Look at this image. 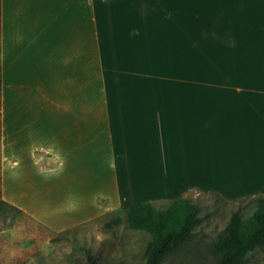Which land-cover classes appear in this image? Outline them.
Segmentation results:
<instances>
[{
    "label": "crops",
    "instance_id": "crops-1",
    "mask_svg": "<svg viewBox=\"0 0 264 264\" xmlns=\"http://www.w3.org/2000/svg\"><path fill=\"white\" fill-rule=\"evenodd\" d=\"M29 155L85 218L263 194L264 0H0V157Z\"/></svg>",
    "mask_w": 264,
    "mask_h": 264
},
{
    "label": "rangeland",
    "instance_id": "rangeland-1",
    "mask_svg": "<svg viewBox=\"0 0 264 264\" xmlns=\"http://www.w3.org/2000/svg\"><path fill=\"white\" fill-rule=\"evenodd\" d=\"M5 166L0 157V264H146V249L151 236L146 231L131 229L125 210L112 208L98 214H71L68 202L55 198L48 185V167H40L32 158ZM36 159L47 162L45 154ZM227 202L215 194H189L187 199L200 207L201 223L194 238L184 249L163 264H211V245L225 229L231 214L241 210L243 219L251 216L256 200ZM173 200L153 202L155 209L165 210ZM100 206H107L98 200ZM103 207V208H104ZM92 210H89L91 213ZM121 218L120 224L107 228L106 223ZM81 219V220H80ZM248 264H264V250L247 257Z\"/></svg>",
    "mask_w": 264,
    "mask_h": 264
},
{
    "label": "trees",
    "instance_id": "trees-1",
    "mask_svg": "<svg viewBox=\"0 0 264 264\" xmlns=\"http://www.w3.org/2000/svg\"><path fill=\"white\" fill-rule=\"evenodd\" d=\"M256 203L247 219L242 218L240 209L231 214L225 229L210 247L211 264H248L249 254L264 250V196L257 198ZM199 211L198 205L177 198L165 210L155 209L149 202H137L124 212L131 229L146 231L151 236L146 264H163L194 238V229L202 221ZM120 222L121 218H115L106 227L112 228ZM89 260L90 264H97L94 257Z\"/></svg>",
    "mask_w": 264,
    "mask_h": 264
}]
</instances>
